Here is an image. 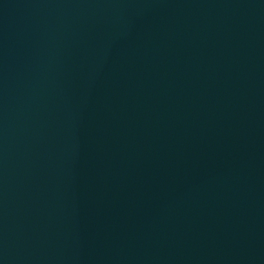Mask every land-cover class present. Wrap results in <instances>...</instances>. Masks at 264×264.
I'll use <instances>...</instances> for the list:
<instances>
[{"label":"water","instance_id":"obj_1","mask_svg":"<svg viewBox=\"0 0 264 264\" xmlns=\"http://www.w3.org/2000/svg\"><path fill=\"white\" fill-rule=\"evenodd\" d=\"M0 264H264V0H0Z\"/></svg>","mask_w":264,"mask_h":264}]
</instances>
